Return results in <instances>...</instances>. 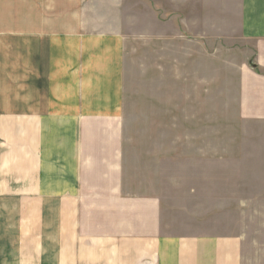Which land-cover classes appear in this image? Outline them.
Instances as JSON below:
<instances>
[{
  "label": "crops",
  "instance_id": "0c3cea01",
  "mask_svg": "<svg viewBox=\"0 0 264 264\" xmlns=\"http://www.w3.org/2000/svg\"><path fill=\"white\" fill-rule=\"evenodd\" d=\"M86 4L0 0V264H242L239 242L167 234L161 198L128 186L125 38ZM239 19L260 71L241 111L264 122V0Z\"/></svg>",
  "mask_w": 264,
  "mask_h": 264
},
{
  "label": "rangeland",
  "instance_id": "374dc122",
  "mask_svg": "<svg viewBox=\"0 0 264 264\" xmlns=\"http://www.w3.org/2000/svg\"><path fill=\"white\" fill-rule=\"evenodd\" d=\"M85 2L94 31L125 38L120 137L134 195L161 198L167 234L239 242L242 264H264V122L241 111L252 98L241 76L260 71L241 0Z\"/></svg>",
  "mask_w": 264,
  "mask_h": 264
}]
</instances>
